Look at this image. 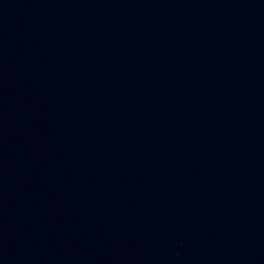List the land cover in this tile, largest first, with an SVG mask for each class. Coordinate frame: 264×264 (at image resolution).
<instances>
[{
    "label": "water",
    "instance_id": "water-1",
    "mask_svg": "<svg viewBox=\"0 0 264 264\" xmlns=\"http://www.w3.org/2000/svg\"><path fill=\"white\" fill-rule=\"evenodd\" d=\"M0 264H264V0H0Z\"/></svg>",
    "mask_w": 264,
    "mask_h": 264
}]
</instances>
